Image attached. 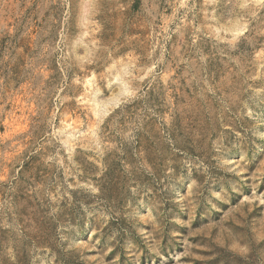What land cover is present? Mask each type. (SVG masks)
Wrapping results in <instances>:
<instances>
[{"label":"rangeland","instance_id":"rangeland-1","mask_svg":"<svg viewBox=\"0 0 264 264\" xmlns=\"http://www.w3.org/2000/svg\"><path fill=\"white\" fill-rule=\"evenodd\" d=\"M0 264H264V0H0Z\"/></svg>","mask_w":264,"mask_h":264}]
</instances>
